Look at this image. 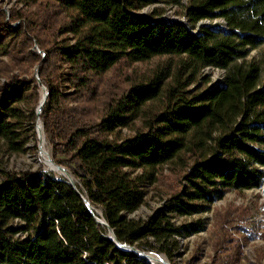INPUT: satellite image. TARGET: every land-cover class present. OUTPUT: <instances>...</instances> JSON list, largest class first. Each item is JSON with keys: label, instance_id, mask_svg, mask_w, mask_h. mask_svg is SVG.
I'll use <instances>...</instances> for the list:
<instances>
[{"label": "trees", "instance_id": "trees-1", "mask_svg": "<svg viewBox=\"0 0 264 264\" xmlns=\"http://www.w3.org/2000/svg\"><path fill=\"white\" fill-rule=\"evenodd\" d=\"M15 2L21 8L8 19L0 10V58H8L0 60V146L25 153L38 143L39 118L52 161L76 182L41 166L0 171V264H151L117 248L84 199L118 242L173 263L178 238L205 227L174 218L262 186L264 0ZM170 6L183 20L163 18ZM216 20L225 31L200 25ZM206 68L223 72L221 84L208 85ZM165 166L172 182L163 208L128 219L161 185Z\"/></svg>", "mask_w": 264, "mask_h": 264}, {"label": "rangeland", "instance_id": "rangeland-1", "mask_svg": "<svg viewBox=\"0 0 264 264\" xmlns=\"http://www.w3.org/2000/svg\"><path fill=\"white\" fill-rule=\"evenodd\" d=\"M153 7L155 6L143 8L141 13L148 15ZM18 8H21V6L15 0H0V10L4 12L7 19L10 11ZM182 12L181 8L170 6L166 8L163 18L166 20H183ZM18 24L14 23L11 26L17 27ZM200 25L212 27L217 31H225L222 20L202 21ZM31 50L42 57L44 56V53L35 44ZM258 52L259 50L251 52L247 59L256 58ZM0 60L7 62L8 58L1 57ZM153 64L151 62L147 65H136L131 67L130 70L134 68L144 70ZM29 72L37 80V65L32 66ZM15 74H18V71H15ZM201 74L203 79L208 78V85L221 84L223 79V72L216 69L206 68ZM5 82L6 79L0 75V87ZM202 83L203 81H200V85ZM42 94L43 91L40 88L38 90L40 101ZM124 134L128 135L129 133L124 131ZM44 140L45 148L52 160V150L45 134ZM39 153V142L35 145L34 142L30 141L26 146V152L18 155L9 154L0 146V171L20 173L27 170H37L41 166L44 172L50 173L56 178H61V176L47 169L42 163ZM66 172L70 175L68 171ZM162 174L161 185L159 184L149 192L145 203L133 214L127 216L128 219L146 221L163 208L165 196L162 192L172 182V175L170 169L166 166L163 168ZM72 180L74 183L76 182L73 177ZM93 211L97 220L104 221L100 210L93 208ZM195 221H203L204 229L197 234L178 238L179 247L175 253L176 257L173 263L158 252L139 250V253L145 257L161 255L165 258L167 264H264V188L261 187L257 190L241 193L229 192L223 199L214 202L209 211L201 215L173 219L176 224ZM223 259L227 263H224Z\"/></svg>", "mask_w": 264, "mask_h": 264}, {"label": "bare ground", "instance_id": "bare-ground-1", "mask_svg": "<svg viewBox=\"0 0 264 264\" xmlns=\"http://www.w3.org/2000/svg\"><path fill=\"white\" fill-rule=\"evenodd\" d=\"M40 121V120H39ZM38 121V131L40 133V144H39V150H40V158L42 160V163L47 167L48 170L54 172L55 174L65 178V179H69L72 180V177L66 172V170H62L61 168H59L56 164L53 163V161L50 159V156L45 148V140H44V134L42 132V124L41 122ZM73 181V180H72ZM92 212L93 211V207H91ZM100 224H103L105 221H101V220H97ZM103 227H105L104 225H102ZM106 228V227H105ZM107 229V228H106ZM107 233L109 235V231L107 230ZM140 254V253H139ZM141 255V254H140ZM148 259V261L151 264H167L165 258L161 255L159 256H155V257H146Z\"/></svg>", "mask_w": 264, "mask_h": 264}, {"label": "water", "instance_id": "water-1", "mask_svg": "<svg viewBox=\"0 0 264 264\" xmlns=\"http://www.w3.org/2000/svg\"><path fill=\"white\" fill-rule=\"evenodd\" d=\"M37 81L39 82L38 77H37ZM42 91H43L42 98H41V101L39 102L38 107L36 109V115H37V117L40 115V110L43 107V105L45 103V100H46V97H47V91H46V89L45 88H42ZM38 121H39V118L37 119V123H36V128L35 129H36V134H37V140H38V142L40 144L41 138H40V133L38 131ZM41 128H42V132H43V126ZM43 134H44V132H43ZM58 167L61 168L62 170H66L65 168H63L61 166H58ZM66 180H68V182L75 188L74 182L72 180H69V179H66ZM84 202H85V205L88 208L89 212L93 215L94 220L96 221V223H98L101 226L104 225L107 228V230L109 231L108 238L115 244V246L117 248H119L121 250H125V251H128V252H131V253L135 254L136 256L140 257L141 259H144L145 261L149 262L148 259L145 256L139 254V250L136 247L129 246V245L122 244V243L118 242L116 240L114 234H113V231L108 227V225L106 224V222H104L103 224H100L97 221V219L95 218V216H94V214H93V212L91 210V207L92 206L90 205V203L87 200H85V199H84Z\"/></svg>", "mask_w": 264, "mask_h": 264}, {"label": "built area", "instance_id": "built-area-1", "mask_svg": "<svg viewBox=\"0 0 264 264\" xmlns=\"http://www.w3.org/2000/svg\"><path fill=\"white\" fill-rule=\"evenodd\" d=\"M263 171H264V168H263ZM261 187L264 188V178H263V182H262V186Z\"/></svg>", "mask_w": 264, "mask_h": 264}]
</instances>
